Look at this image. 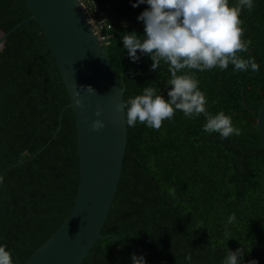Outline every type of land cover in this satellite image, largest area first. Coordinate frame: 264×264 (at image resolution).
Listing matches in <instances>:
<instances>
[{
  "label": "trees",
  "instance_id": "trees-1",
  "mask_svg": "<svg viewBox=\"0 0 264 264\" xmlns=\"http://www.w3.org/2000/svg\"><path fill=\"white\" fill-rule=\"evenodd\" d=\"M237 0H229L234 6ZM108 12L101 31L108 59L125 85L124 103L155 87L167 99L168 65L131 61L122 37L143 33L130 0H91ZM31 16L25 0H0V36ZM241 39L251 41L259 71L233 65L194 73L210 114L231 116L240 134L205 133L203 114L176 110L159 129L127 126L125 160L101 234L81 264H221L227 248H242L243 264H264V150L258 110L264 100V0L240 12ZM68 92L46 38L34 21L0 44V244L22 264L68 216L79 183L77 129ZM236 219L228 223V216ZM230 237V238H229Z\"/></svg>",
  "mask_w": 264,
  "mask_h": 264
},
{
  "label": "water",
  "instance_id": "water-1",
  "mask_svg": "<svg viewBox=\"0 0 264 264\" xmlns=\"http://www.w3.org/2000/svg\"><path fill=\"white\" fill-rule=\"evenodd\" d=\"M31 16L0 36V44L18 27L36 22L56 60L74 111L79 183L62 224L22 264H81L111 209L125 160L127 125L125 85L117 77L79 0H25ZM91 86L94 92L86 90ZM99 110V115H97ZM100 120L103 127L92 128ZM257 131L264 150V100Z\"/></svg>",
  "mask_w": 264,
  "mask_h": 264
},
{
  "label": "clouds",
  "instance_id": "clouds-1",
  "mask_svg": "<svg viewBox=\"0 0 264 264\" xmlns=\"http://www.w3.org/2000/svg\"><path fill=\"white\" fill-rule=\"evenodd\" d=\"M132 7L140 4L146 7L136 16L143 23V33L135 30L127 32L121 39L128 58L138 62L141 56L151 60L150 68L157 70L161 61L168 65L170 79L167 86V99L152 86L143 88L142 93L130 97L122 108L125 123L129 127L138 122L150 128L159 129L165 119H172L176 110L185 117L192 118L201 114L205 117L203 131L218 133L221 139L239 135L232 118L223 111L210 114L207 97L199 88V80L194 73L182 69L198 71L218 67L227 69L233 65L234 71H259L254 57H242L247 52L250 40L241 39L244 29L241 26L240 12L243 8L251 11L254 0H237L234 6L229 0H130ZM89 92L93 88L85 86ZM99 115V110H97ZM103 127L100 120L93 121L92 128ZM2 179V177H0ZM236 219L235 213L228 216V223ZM230 238V237H229ZM244 250L227 248L221 264H243ZM185 260L191 262V255ZM0 264H15L12 253L6 245L0 244ZM130 264H147L143 253L133 252ZM248 264H257L249 260Z\"/></svg>",
  "mask_w": 264,
  "mask_h": 264
},
{
  "label": "built area",
  "instance_id": "built-area-1",
  "mask_svg": "<svg viewBox=\"0 0 264 264\" xmlns=\"http://www.w3.org/2000/svg\"><path fill=\"white\" fill-rule=\"evenodd\" d=\"M91 0H79L80 4L84 8V11L92 25V28L99 39V41L105 42V37L101 31L105 28L111 27V23L108 19V12L104 10H99L97 7L95 9H90Z\"/></svg>",
  "mask_w": 264,
  "mask_h": 264
}]
</instances>
